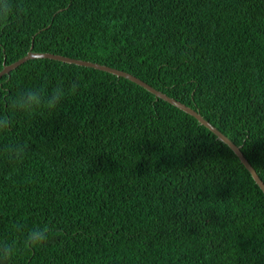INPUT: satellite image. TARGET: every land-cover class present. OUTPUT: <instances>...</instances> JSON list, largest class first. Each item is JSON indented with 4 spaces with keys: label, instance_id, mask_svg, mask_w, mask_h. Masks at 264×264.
Returning <instances> with one entry per match:
<instances>
[{
    "label": "trees",
    "instance_id": "1",
    "mask_svg": "<svg viewBox=\"0 0 264 264\" xmlns=\"http://www.w3.org/2000/svg\"><path fill=\"white\" fill-rule=\"evenodd\" d=\"M0 71L36 52L134 74L198 110L264 181V0H13ZM78 81L54 114L17 116L0 162L8 264H264V193L194 116L116 74L32 58L0 78L9 94ZM27 228L49 224L25 251Z\"/></svg>",
    "mask_w": 264,
    "mask_h": 264
},
{
    "label": "clouds",
    "instance_id": "2",
    "mask_svg": "<svg viewBox=\"0 0 264 264\" xmlns=\"http://www.w3.org/2000/svg\"><path fill=\"white\" fill-rule=\"evenodd\" d=\"M17 11L13 0H0V28H6L11 16ZM78 81H72L66 87L58 82L50 92L41 88H24L9 94L8 89L0 86V162L15 169L28 151V145L19 140L8 139L17 116L30 119L37 114L57 112L63 100L69 94H75ZM12 230L22 234V246L25 251H35L48 244L53 228L49 224H37L25 230V226L13 224ZM16 240H0V264L8 262L17 254Z\"/></svg>",
    "mask_w": 264,
    "mask_h": 264
},
{
    "label": "water",
    "instance_id": "3",
    "mask_svg": "<svg viewBox=\"0 0 264 264\" xmlns=\"http://www.w3.org/2000/svg\"><path fill=\"white\" fill-rule=\"evenodd\" d=\"M32 58H49V59H54V60H59L62 62L66 63H71V64H77V65H82V66H87V67H94L99 70L107 71L113 74H116L118 76H123L140 86L144 87L151 93L155 94L158 98H161L176 107L180 108L181 110L185 111L186 113L194 116L201 124L206 126L208 129H210L220 140H222L224 143H226L233 151L234 153L238 156L240 161L243 163V165L248 169V171L251 173L253 179L255 182L259 185L261 190L264 193V181L260 177L259 173L257 172L256 168L252 165V163L249 161V159L246 157L244 152L242 151L241 146L237 145L234 141H232L226 134H224L219 128H217L211 121L206 119L198 110L194 109L193 107L183 103L182 101L169 96L168 94L164 93L163 91L155 88L148 82L144 81L143 79L135 76L134 74L112 67L108 66L99 62H93L89 60H84V59H79V58H74V57H69L65 56L62 54H56V53H51V52H36L33 50V46L31 47V50L22 58L19 60L11 63V64H5L4 68L0 71V78L4 75L18 67L19 65L23 64L29 59Z\"/></svg>",
    "mask_w": 264,
    "mask_h": 264
}]
</instances>
